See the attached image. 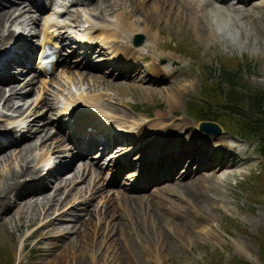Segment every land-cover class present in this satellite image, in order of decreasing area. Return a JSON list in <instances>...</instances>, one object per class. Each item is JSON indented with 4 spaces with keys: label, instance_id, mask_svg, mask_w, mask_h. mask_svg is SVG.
Wrapping results in <instances>:
<instances>
[{
    "label": "rangeland",
    "instance_id": "obj_1",
    "mask_svg": "<svg viewBox=\"0 0 264 264\" xmlns=\"http://www.w3.org/2000/svg\"><path fill=\"white\" fill-rule=\"evenodd\" d=\"M55 1L57 0H51L52 3ZM152 2L153 0H141V6L137 3L136 7L138 10H141V7L147 9V6L151 8ZM194 2L196 3L194 4ZM194 2L191 12L186 13L185 16L184 13H178L177 4H173L174 8H172L173 5L166 4L165 7H160L164 10L148 11L147 13L141 11L142 13L138 14L133 12V9L127 6L124 0H64L63 3L67 6L62 7L59 16L60 21L70 23L67 27L72 23L81 24L82 26L85 23L92 22L93 27L100 25L101 28L119 32L120 29H117L116 23L110 22L112 21L110 19L120 14L126 16L132 24L131 29H133L132 33L129 32L127 38L123 35L112 43L108 42L110 43L108 45L99 42L98 38H93L92 44L96 46V43H101L105 52L111 50L112 47L119 49L123 45L124 50H127L126 48L130 49L129 46L132 45L130 43L132 34L134 32L140 33L142 38L139 45H137L139 58L138 54H136V57L139 60L142 72L134 74L136 79L127 80L130 83L133 82L131 83L132 87L118 90L108 86L93 85V79L96 77L90 76L95 75V73L100 75V72L90 70L88 76L83 75L85 70L81 69L80 66L69 67V71L65 72L59 65L48 77H35L31 91L24 94L23 100H17V103H27L30 106L26 110L24 109V115L45 95L52 99L50 100L51 103L53 102L52 104L57 105L56 109H59L65 101L75 102L79 100L86 103V95H100L99 100L118 109L117 113H120V115H116L121 120L123 128L132 124L129 121L137 117L139 119V116L143 119H150V122L154 121L157 125V120L167 125L168 123L174 125L177 127V133L172 132L169 138L174 135L177 149H187L180 151L179 154H175L171 149L161 153L163 156L175 161L186 157L191 158L192 154H199L198 161L192 158L191 160L201 164L203 171L206 172L205 177L214 175L212 181H207V185H205L208 194L210 193L209 196L203 198L206 210L196 206L200 205L198 202L195 203V206L194 203L189 204L186 200V192L181 188L164 193L161 191L155 193V199L159 200V204H161L158 205L161 207V211L167 212L163 214L164 222L152 223L148 221L147 212L150 211L152 206L150 202L149 204L140 203V206H138L140 210L135 207L136 209L133 208L126 215L117 199L116 189L114 188L116 186L107 184L106 178L97 179L93 173H87L85 181L84 179L81 180L82 177H76L68 184L60 186L61 188H58V190L54 191L52 185L49 192V194L51 192L55 193V200H60L66 195L67 204L63 208L69 207L70 209L65 217H61L62 221L55 222L56 224L54 223L53 226L60 223L68 224L79 215L87 217L84 214L87 208L93 211L87 229H83L85 232L83 230L79 232L78 237H76V233L71 231L63 232L59 236L56 231L50 228V225H41L40 229L36 231L34 229L39 226L41 220L34 218V215L32 216V209L25 206V209L23 208L22 211L17 212L18 210H14L13 201H11L8 208L0 212V223L2 215V219L5 220L4 224L0 225V264H59V262L61 264H77L78 262V264H229L234 259L248 264H264V178L262 177L264 167L263 173L261 172V179L254 183L252 179L257 176L261 161V157L256 151L255 141L242 139L231 126L226 125V121L219 119L218 123L223 125L222 130L218 135H212V139L217 142L220 139H227L228 142L232 143L233 153L227 157L228 162L226 164L213 163L212 159L217 158L220 154L222 156V153L228 148L223 147V151L218 152L215 148H208L204 145L197 134V129H195V121L198 119L188 116L185 110L188 100L196 102L202 100L203 102V99L210 98L209 93L211 90H202L206 83L214 80L211 75L216 71H212L210 67L218 69L221 66L227 68L242 66L241 75L247 83L251 86L264 88V0H251L247 5H240L241 10H226L221 7L222 10L228 11L231 21L234 22L233 26L238 30L236 34L232 32L231 26L228 27L227 20L224 21L226 18L221 15L220 10L213 7L212 3H203L199 0H194ZM216 5H220V2H217ZM110 7L111 9L108 11ZM166 9L169 12L168 17H164ZM241 15L242 17H240ZM42 17L44 16L42 15ZM196 17V20L201 21L200 25L205 28L204 33H197L195 23L191 20ZM165 18H168V21ZM140 19H144L142 21L146 27L143 26L144 24L140 22ZM205 21L206 23H204ZM78 25L72 26L71 35L77 33L78 29L75 27ZM37 26L38 23L33 27L36 28ZM142 26L145 28L144 31ZM225 28L227 29L224 30ZM234 34L237 35V38L234 37ZM74 56L75 53H72L71 57ZM245 64H247V67ZM153 66H156L154 73L151 71ZM101 75L106 76L104 73ZM139 77L142 79L138 80ZM127 81L113 80L114 83H122L123 85ZM136 85L140 89L135 88ZM27 87L22 88V91L28 90L29 87L26 89ZM54 92L56 102L52 98ZM78 94L84 97L77 98ZM218 102L217 99H214L209 102V106H214ZM45 109V105L39 103V106L35 107L31 113L29 112L26 118H32L40 113H42L43 119L51 118V114ZM109 112L114 114L111 111ZM23 115L10 116L7 113V116L0 117V124H7L12 122L14 118H21ZM162 115L168 117L170 121L168 119L162 121V117L159 119L158 116ZM232 117L233 114L229 115V119ZM103 119L109 118L104 117ZM39 123V120L34 121L29 130H16V134L23 133L26 137L28 136L20 148L30 143L31 146L28 151H30V155H35V158L40 157L39 155L43 154L45 150L42 149L44 147L40 146V144H43L42 142L55 140L54 135H50V138L47 136L53 132L50 123L47 124V122L44 136H47V138L45 141L42 138L43 141L38 142L36 139L37 134H42L43 131L38 130L34 132L35 134H32V131ZM183 138L187 140V143L183 147H179V143H182ZM33 141L35 144L32 143ZM15 150L16 147H10L6 151L7 153H13L8 167L17 168L19 165L17 150ZM48 152H50V149H48ZM64 156L65 154L58 157V160L60 158L62 160ZM51 160H53L52 155ZM5 171L6 167L0 164V186ZM94 171L96 170L93 169ZM65 172H70L67 176H73L75 171L69 168ZM55 179L58 178L55 177L52 181H55ZM44 180L45 183H48V180ZM55 182L54 184L58 185V181ZM208 182L210 183L208 184ZM42 194L44 192L35 193V196L37 195L36 197L39 200ZM8 195L11 196L12 192ZM25 196L22 200L18 198L16 200L23 204ZM7 197L5 195V199ZM142 200L151 201V198L146 197ZM162 200H165L166 203ZM76 201L80 203L78 202V204H75L76 206L70 207V202L73 204ZM81 201H85V203ZM84 204L86 207L82 209L81 207ZM202 214L205 216H202ZM172 215L176 216L174 220L178 221L176 222L175 231L171 227L173 224L165 223L168 218H173ZM124 222L129 226L127 227L129 230L127 236L119 234L120 227L126 228ZM75 226H78V222ZM159 228H161L160 232ZM79 229H82V227L80 226ZM31 233L32 235L29 236ZM27 236L29 237L27 238ZM157 236L162 237V240L158 239ZM74 237L75 240L79 238L80 242L75 243L73 239L74 249L71 251L66 250L65 246L68 245V240ZM124 238L126 241H124ZM162 242L163 244H161ZM35 244L40 245L39 248L36 249ZM50 244L53 249L44 256L42 248ZM133 249H135L136 255L131 251ZM76 254L79 255L76 256Z\"/></svg>",
    "mask_w": 264,
    "mask_h": 264
},
{
    "label": "bare ground",
    "instance_id": "obj_2",
    "mask_svg": "<svg viewBox=\"0 0 264 264\" xmlns=\"http://www.w3.org/2000/svg\"><path fill=\"white\" fill-rule=\"evenodd\" d=\"M112 1V0H111ZM122 1V0H121ZM126 3L127 6H129L130 8H132L133 12H137L138 14L142 13L141 11H143V13H147L148 11H151V12H156V11H159L161 9L164 10V8H160V7H165L166 4H170V5H173V4H177V10H178V13H184L185 16H186V13H189L191 12V8L193 6V2L194 0H153L152 2V5H151V8L149 6H147V9H145L144 7H141L140 9L141 10H138V8L136 7L137 3H139V5L141 6L140 4V1L141 0H124ZM204 1V0H203ZM214 1V0H213ZM240 2H244L245 0H235L234 2L236 3H239ZM17 2L19 4L16 5H11L9 6L8 8H1L0 9V44H2L3 42H7L8 41V38L11 36L12 32L14 31L15 28H20L22 29V33H20L21 35V39L20 41L22 40L21 44L17 45L14 50L6 55V57L4 58L5 59V62L4 63H1L3 65V71L4 72H9L10 76L6 74L5 78H2L0 79V116H7V113L11 116V115H14L12 112H17L16 114H22L27 108L29 105H27V103H23V104H20V103H17V100H23V95L24 94H27V92H30L31 89L33 88V86H30V82L27 80V81H23V83L21 81H19V79H16V80H12L15 76L11 77L12 73H13V70L18 67V66H15V64H19V63H22L25 61V59L23 57H19L23 54V50H25V46H22L25 42H26V36L27 34L26 33H23V28L27 27L28 29L32 28V26L34 25L35 21H36V16L34 14H32V12H30V8L29 7H26L24 4H21L23 3L22 0H17ZM119 2V1H118ZM0 3H1V0H0ZM107 3V1H106ZM215 3V2H214ZM195 4V2H194ZM63 5V4H62ZM226 7L225 9L228 10V8H237L234 6L233 4V0H232V3H228V4H225ZM64 6V5H63ZM109 6V5H108ZM125 6V5H124ZM116 7V6H115ZM120 7V6H119ZM213 7L217 8L218 10H220L219 12L221 13V15L226 18L224 19V21L227 20V24H228V27L231 26V29H232V32H235V34L237 33L238 30H236V27L233 26V23L231 21V17L228 15V11L226 10H222L221 6H217V5H213ZM174 8V5L173 7ZM111 9V7L108 9V11ZM168 9H166L165 11V16L164 17H168ZM218 10H217V13H218ZM31 11H33L31 9ZM174 11V10H173ZM232 11V10H231ZM68 12V11H67ZM161 12V11H160ZM129 13V12H128ZM177 13V14H178ZM130 14V13H129ZM178 14V15H179ZM235 15V14H234ZM74 16V15H73ZM133 16V15H132ZM142 16V15H141ZM155 16V15H154ZM157 16V15H156ZM190 16V15H189ZM137 17V16H136ZM145 17V16H144ZM198 17V16H197ZM197 17L195 19H191L194 23H195V29L197 31V33H204L205 32V28L202 27L200 25L201 21H198L196 20ZM202 17V16H201ZM236 17V16H235ZM234 17V18H235ZM242 17V15L240 16ZM135 18V17H134ZM141 18V17H140ZM150 18V17H149ZM194 18V17H193ZM206 18V17H205ZM244 18V17H243ZM161 19V18H160ZM168 19V18H167ZM166 18L165 20L168 21ZM186 19L188 20V18L186 17ZM144 19H140V22L143 23ZM244 20V19H243ZM183 21V20H182ZM57 20H53V19H50V23L47 25V26H54L57 24ZM114 24L116 25L117 29H120L119 32L117 30H113V31H110V30H107L105 28H101L100 25H97L95 27L92 26V32L89 36V34H86V37L88 38V40H92L90 39L91 37H95V38H98L99 42H113V41H116L117 39H120L119 37H122L123 35L128 37L129 35V32L133 31V29H131L132 27V24L130 21L127 20V17L126 16H123V15H116L114 20H113ZM221 22L223 23L222 19H221ZM239 22V21H237ZM31 24L30 26L28 24ZM206 23V21L204 22ZM144 24V23H143ZM203 24V23H202ZM210 24V23H208ZM218 24V23H217ZM11 25V28H9V26ZM72 25H78V24H73ZM244 25V24H243ZM46 26V27H47ZM143 26L146 27V25L144 24ZM142 26V27H143ZM224 26V25H223ZM222 26V27H223ZM90 27V26H89ZM148 27H151V26H148ZM207 27V26H206ZM209 27V26H208ZM248 27V26H247ZM46 28H41V31H45ZM53 30L55 29L54 27L52 28ZM83 29V28H82ZM150 29V28H149ZM148 29V30H149ZM227 28H225L224 30H226ZM143 31L145 30V28L143 27L142 29ZM159 30H160V27H159ZM250 30V29H249ZM241 31V30H240ZM58 32V36H61V33L59 31ZM150 32V31H149ZM161 32V31H160ZM211 32V31H210ZM154 33V32H153ZM227 33V32H226ZM85 32H81L80 31V37L82 38V35H84ZM151 34V32H150ZM229 34V33H228ZM234 34V35H235ZM152 35V34H151ZM150 36V35H149ZM237 35H235L234 37H236ZM249 36V35H248ZM84 37V36H83ZM232 37V36H231ZM233 37V38H234ZM239 37V36H238ZM237 38V37H236ZM86 39V38H85ZM149 40H151V38H149ZM121 41V40H120ZM5 44V43H3ZM96 45V44H95ZM92 47V45H91ZM90 47V48H91ZM130 47V46H129ZM105 48V47H104ZM120 48V47H119ZM130 49L134 52H137V47H130ZM101 50V48L99 47H94V52H99ZM129 53V52H128ZM81 54H83V56H81ZM111 58H114V63H113V66L109 67V69H115L114 73H115V76L109 78L108 76L106 77L105 75H98L95 73V75H92L90 77H96L93 79V85L95 86H98V85H102V86H108V87H112L114 89H118V90H124V89H129L130 86H131V83H133L131 81H127L126 84H122V83H114L113 80H115V77L116 76H121L123 79H127L126 78V75L130 76L131 73L133 75H131L129 78L131 79H134V74H136L137 72H142V69L140 70V67L139 64L135 63H131L129 61H127L126 63H121L119 62L118 59H116L117 57H121L125 58V53L122 52V54H118L117 52H111L110 54ZM85 57V58H84ZM87 58V54L85 52H80L79 54V57L77 58V61L78 63L82 62V60L84 59V61L82 62L83 64H86L87 66H92L91 63H89L87 60H89ZM76 59V58H75ZM120 59V58H119ZM81 63V64H82ZM132 67V68H131ZM69 65L67 64V62H65L62 66V70L64 69V71H69ZM74 68V67H73ZM108 69V70H109ZM133 69V70H132ZM145 69V68H144ZM2 71V74H4ZM151 71L154 73L155 70L152 68ZM81 72V71H80ZM91 72V71H90ZM89 70H85V73H83V75H88L89 73ZM76 73V72H75ZM72 74V73H71ZM70 74V75H71ZM64 75V74H63ZM82 75V76H83ZM91 75V74H90ZM78 76V75H77ZM89 76V75H88ZM87 76V77H88ZM66 77V76H65ZM70 77V76H69ZM145 77V76H144ZM149 77V76H148ZM74 78V77H73ZM79 78V77H78ZM99 78V79H98ZM142 78H143V75H142ZM141 77L138 78L139 79H142ZM146 78V77H145ZM97 79V80H96ZM136 79V78H135ZM5 80V81H4ZM12 80V81H11ZM90 81V79H89ZM118 81H122V80H118ZM81 82V81H80ZM91 82V81H90ZM136 82V81H135ZM23 85H22V84ZM29 84V89L28 87L26 89L28 90H24V91H20V87H25V85ZM34 84V83H33ZM32 84V85H33ZM140 85V84H139ZM92 87V86H91ZM132 87V86H131ZM135 88H138L140 89L137 85L134 86ZM93 88V87H92ZM49 90V89H48ZM46 91V90H45ZM47 92V91H46ZM52 92V90H51ZM55 92L54 94L52 93V98L54 99V101L56 102V97H55ZM51 97V96H50ZM84 97L83 95H80L78 94L77 95V98H82ZM99 97H101L100 95L98 96H92L91 94L90 95H86V102L89 104V107H92V108H97V109H100L106 116H111L109 115V111H111L112 113H114V116L113 118L115 120H120L119 117H117L116 114H119L120 113H117L118 109H116L113 105L111 104H108L106 102H102V100H99ZM101 99V98H100ZM52 100L51 98L47 97V95L43 96L41 98V101L43 103H45V105L48 107L49 110H53L55 107H54V104L51 103ZM99 100V101H98ZM67 101H65L66 103ZM73 102V101H72ZM80 103V102H79ZM30 107V106H29ZM72 107H74L72 105ZM25 109V110H24ZM108 110V111H107ZM108 114H107V113ZM29 114V113H28ZM23 117V116H22ZM126 117V116H125ZM123 118V117H122ZM158 118V117H157ZM156 118V119H157ZM161 119V118H160ZM140 118L138 119V122H139ZM14 121H18V122H21V121H24L26 122V124L24 126H27L29 124V121H27V119H23V118H16L14 119ZM44 122V121H43ZM90 122V121H89ZM121 122V121H120ZM128 122V121H126ZM137 122V123H138ZM122 123V122H121ZM136 123V124H137ZM151 123H153L154 125L158 126L160 125L162 128L161 129H164L166 130V128H169V124H164L162 123L160 120H157V123L158 125L152 121ZM183 124V123H182ZM33 125V124H32ZM75 125V124H73ZM184 127V126H183ZM37 129H40L42 132V134H37L38 138L36 137V139L38 140V142L40 143L42 140V138H44V141L46 140L47 136H45V125L44 123H42L40 126L37 127ZM60 129V128H59ZM152 131L154 132H148L146 130H142V132L138 133L139 136H141V138H143L142 141H144L146 139V141H150V142H154L156 140V129H153V128H150ZM2 130H0V138H2V136H4V134L1 132ZM66 131L68 134H72L69 135L70 137H72L74 139V143L76 145H78V147L80 148V150L84 153L86 150H89L87 148H90L91 146H94L96 144V142L99 140L100 138V141L102 142L104 139H111L113 137L112 134H110L109 132H103L102 129H100V136L98 137L99 133L98 132H88L86 133L85 131L81 132L79 131L78 129L76 128H66ZM55 134V137H58V139H60L61 137L58 136V131L55 130V132H53ZM136 133V132H135ZM35 134V133H34ZM50 135V134H49ZM138 135H134L133 138L136 140L137 139V136ZM31 136V135H30ZM36 136V135H35ZM122 137V136H120ZM225 137V136H224ZM48 138H50L48 136ZM124 139H127L126 137H123ZM212 138V137H211ZM22 139V138H21ZM20 139V140H21ZM72 139V140H73ZM184 139V138H183ZM216 139V138H215ZM34 140V139H33ZM50 140V139H49ZM57 139L51 141V142H42L43 144H40L41 147H44L42 149H45L43 154L41 153L39 156L40 157H36L35 158V155H30V151H28V148L31 146V144H24L26 145L25 147L23 146L22 148H17V156L19 158V165L17 168H14V167H8L10 164H9V160L11 159L10 157L12 156V154H6V152L4 153H1L0 154V164H2L3 166L6 167V171H5V175L3 176V182H2V185L0 186V212L4 211L5 209L8 208V206L10 205V202H12V206H14V210L19 212V211H22V209L25 207V206H28L29 208L32 209V216L34 215V218H38L37 220H41L40 224L38 227H36L34 230H39L40 229V226L41 225H50V228H52V230L56 231L58 233L59 236H61V233H66V232H74L76 233V237H78L80 234L79 232H82V230L84 229H87V226L89 224V221H90V217H92L93 215H91L93 213L92 210H89V208H87L85 211L84 214L87 215V217H84V216H77L75 217L74 219H72V223H68V224H59L57 226H53V224L55 222H60L62 221L61 220V217H65V215L68 214V212L70 211L69 207L67 208H63L67 203L65 199L66 198V195H64L60 200H55V193L51 192L49 195H47L46 193L42 194L40 199L38 200L37 199V195L35 196V193L34 192H37V189L40 188V185H37V182H32V183H25V185H27L24 189H23V185L21 187V185L23 184V182L25 180H34L36 177H39L38 176V171L40 170V167L45 164L47 162V160L51 157V155H53V157L57 158L58 159V154H59V145H57ZM119 141V140H118ZM138 141V139H137ZM141 141V140H140ZM8 142H11L10 139L8 138H3V139H0V148L4 145V144H7ZM30 142V141H28ZM27 142V143H28ZM36 142V141H35ZM33 144L34 141L32 142ZM47 143V144H46ZM118 143V142H116ZM17 144V143H15ZM208 144H209V147L210 148H213L214 146H220L217 151L218 152H221L223 151V147H227L228 149H226V151L224 153H222L223 155L221 156V154L217 157V158H213L212 160L214 161L213 163H222V164H226L228 162L227 160V157L232 155L233 153V149H231L233 146L231 142H228L227 139H220L218 142L217 141H208ZM23 145V144H22ZM34 146V145H33ZM15 148V147H14ZM48 149H50V152H48ZM148 149V148H147ZM184 149V148H183ZM64 150H66V148H64ZM76 152H79V149L77 148L76 149ZM75 152V153H76ZM67 153V152H66ZM61 155V154H59ZM185 155V154H184ZM216 155V154H215ZM218 155V154H217ZM50 156V157H49ZM75 155L71 154L68 156L67 160L62 163L61 162V158H60V161H58L57 163H54L52 166H48V170H47V173L48 172H51V171H55V172H59L58 170L60 169H63V168H66L69 166V164L71 163V161L73 160ZM183 156V155H182ZM235 156V155H234ZM113 157V156H112ZM197 157H199V154H197ZM216 157V156H215ZM187 158V157H186ZM208 158V157H207ZM197 159V158H196ZM232 159V158H231ZM56 160V159H55ZM54 160V161H55ZM167 163H170V160H166ZM166 161H162L161 164H165ZM233 161V160H232ZM237 161V160H236ZM181 163V162H180ZM204 163V162H203ZM208 164V163H207ZM239 164V163H238ZM216 165V164H214ZM164 167V166H162ZM173 167L178 170L177 171V176H175V178L173 179L172 183L170 184H166L164 185L163 187H161V189L159 191H161L162 193L164 192H168V191H174V189H181L183 188V191L186 192V200L188 201L189 204H193L194 203V206H195V203L198 202V204L200 205H196L198 206L200 209L204 208L206 210V206L204 204V201H203V198L209 196L208 194V190H207V187L205 185H207V181L213 179L214 175H209V177H204L202 175H198V176H191V177H188L187 180H183V175L181 173V171L179 170L180 169V164L178 161H174L173 163ZM229 167V166H228ZM88 169L89 167L87 166H81L80 168V171H79V174L77 176H80V177H83L84 181L85 179V176L87 175L88 173ZM185 169V168H184ZM215 170V169H214ZM208 172V171H207ZM75 174V173H74ZM73 174V175H74ZM94 176L98 178H101L102 177V174L101 172H94L93 173ZM59 175V174H57ZM63 175V174H61ZM127 175L129 177L133 176L134 173L132 171H128L127 172ZM217 176V175H216ZM72 177H70V180H72ZM217 178V177H216ZM82 179V180H83ZM97 181V180H96ZM87 182V181H86ZM92 182V181H91ZM210 182H208L209 184ZM68 184V183H67ZM53 184H51L52 186ZM91 185V184H90ZM21 188H20V187ZM54 186V185H53ZM67 186V185H65ZM93 186V185H92ZM215 186V185H213ZM62 187V186H61ZM60 186L59 187H55L53 190H58V188H61ZM91 187V186H90ZM210 187V186H209ZM216 187V186H215ZM76 188V187H75ZM209 189V188H208ZM36 190V191H35ZM44 190V189H43ZM71 190V189H70ZM82 190V189H81ZM87 190V189H86ZM95 190V189H94ZM214 190V189H213ZM216 190V189H215ZM28 191H31L28 193ZM79 191V189H78ZM158 191V192H159ZM212 191V190H211ZM217 191V190H216ZM12 192V195H8V193L10 194ZM70 192V191H69ZM75 192V191H74ZM84 192V191H83ZM91 192V191H90ZM215 192V191H214ZM79 193V192H78ZM117 193V199L118 201L120 202L121 204V207H122V210L125 212L124 214L127 215V212L128 211H132L133 208L137 207L138 210L140 206V203H147L152 205L151 208H150V211L147 212V219L148 221H151L152 223H161L162 221L164 222L163 218H164V213H167V212H163L161 211V207H159L158 205H161L159 204V200H156V196H155V193L157 192H152V193H146L145 195L143 194H140V195H134V193H130L127 189L124 188V190H117L116 191ZM170 193V192H169ZM27 194V195H26ZM69 194V193H68ZM67 194V195H68ZM84 194V193H83ZM5 195L7 197L8 195V199L6 198L5 199ZM16 195V196H15ZM26 195V196H25ZM47 195V196H46ZM159 195V194H157ZM162 195V194H161ZM166 195V194H165ZM25 196V199L23 200V204H20L19 201L16 200V198L22 200V198ZM60 196V195H59ZM170 196V195H169ZM184 196V197H185ZM146 197H149V199L151 198V201H145V200H142L143 198H146ZM159 197V196H158ZM163 197V196H162ZM30 198H32L30 200ZM59 198V197H58ZM78 198V197H77ZM87 199V198H86ZM210 199V198H209ZM91 201V200H90ZM165 202V200H162ZM206 201V200H205ZM209 201V200H208ZM212 201V200H211ZM16 202V204H14ZM72 202V201H71ZM70 202V207L74 206V203L72 204ZM83 203V202H82ZM166 203V202H165ZM213 203V202H212ZM78 204V203H77ZM83 205V204H82ZM85 205V204H84ZM209 205V204H208ZM76 206V205H75ZM102 206V205H101ZM120 206V205H119ZM147 207V206H146ZM104 208V207H103ZM102 208V209H103ZM196 208V207H195ZM209 208V207H208ZM25 209V208H24ZM73 209V208H71ZM116 209V208H115ZM131 209V210H130ZM136 209V208H135ZM121 210V209H120ZM84 211V210H83ZM198 211V210H197ZM202 212V210H200ZM204 211V210H203ZM117 212V211H116ZM73 213V212H72ZM129 213V212H128ZM199 213V212H198ZM1 214V213H0ZM116 214V213H115ZM204 214V213H203ZM202 216H205L203 215ZM208 214V213H207ZM72 216V215H71ZM181 216V215H179ZM172 219L168 218V220L165 222L167 224H173L171 227L174 228V231H175V227L177 226V223L178 221H175L174 219L176 218V216H173L172 215ZM3 218V215L1 216V223L0 225H3L4 224V219ZM203 218V217H202ZM36 220V221H37ZM70 221V220H69ZM68 221V222H69ZM184 221V220H183ZM207 221V220H206ZM78 222V226L76 227L75 225L77 224ZM201 223H202V220H201ZM56 224V223H55ZM124 224L126 225V228L124 227H120L119 228V234L120 235H128L127 232L129 231L127 229V224L124 222ZM123 224V225H124ZM180 224V223H179ZM82 227V229H79V227ZM48 227V226H47ZM49 228V227H48ZM73 230V231H72ZM83 230V231H84ZM159 232L161 231V228L158 229ZM34 232V231H33ZM32 232V233H33ZM85 232V231H84ZM32 233L29 235L31 236ZM38 233V232H37ZM129 233V232H128ZM45 235V234H44ZM75 235V234H74ZM27 236V238L29 237ZM45 237V236H44ZM158 237V236H157ZM65 238V237H64ZM70 238V237H69ZM160 238V240H162V237H158V239ZM73 239L75 240V237L72 238V239H69L68 240V245L64 246L66 250H69L71 251L73 248ZM54 240V239H53ZM51 240V241H53ZM30 241V240H29ZM60 241V240H59ZM124 241H126V239L124 238ZM128 241V240H127ZM25 242V241H24ZM23 242V243H24ZM77 242H80V239L79 238H76L75 240V243ZM130 242V241H129ZM39 243V242H38ZM56 243V242H55ZM128 243V242H127ZM54 244V243H53ZM163 244V242L161 243ZM168 244V243H167ZM131 245V244H130ZM27 246V245H26ZM40 245H37L35 244L34 247L37 249L39 248ZM51 246V247H50ZM56 246V245H55ZM58 246V245H57ZM168 246V245H167ZM132 247V246H131ZM44 248V247H43ZM42 248V251H43V255L45 256L50 250L53 249L52 245H47L44 249ZM58 249V248H57ZM55 250V249H54ZM64 250V249H63ZM135 249L131 250L134 252V255H136ZM62 251V250H61ZM75 251V250H74ZM79 251V250H78ZM130 251V250H129ZM38 252V251H37ZM65 252V251H64ZM77 252V251H76ZM53 253V252H52ZM59 253V252H58ZM62 253V252H61ZM67 253V252H66ZM71 253V252H70ZM57 254V253H56ZM74 254V253H73ZM65 255V254H64ZM72 255V254H71ZM79 255V254H78ZM76 254V256H78ZM126 255V254H125ZM58 256V255H56ZM60 256V254H59ZM63 256V255H62ZM66 256V255H65ZM127 256V255H126ZM47 257V256H46ZM50 258V257H49ZM66 258V257H65ZM85 259V258H84ZM136 259V258H135ZM46 260V258H45ZM60 260V259H59ZM67 260V259H66ZM130 260V259H129ZM139 260V259H138ZM78 261H79V258H78ZM81 262V261H80ZM79 263V262H78ZM77 263V264H78ZM87 263V262H86ZM59 264H61L59 262Z\"/></svg>",
    "mask_w": 264,
    "mask_h": 264
},
{
    "label": "trees",
    "instance_id": "obj_3",
    "mask_svg": "<svg viewBox=\"0 0 264 264\" xmlns=\"http://www.w3.org/2000/svg\"><path fill=\"white\" fill-rule=\"evenodd\" d=\"M210 69L216 71L212 74L214 80L206 83L202 88L203 91L211 90L210 98L205 99L204 103L188 101L187 112L196 118L226 121V125L231 126L239 135L256 141V150L261 161L260 170L252 179L255 183L261 179L264 167V88L249 85L241 75L240 66L237 68L221 66L218 69L210 67ZM214 99L219 102L209 106V102ZM231 114L233 117L229 119ZM262 177L264 178V174ZM229 264L248 263L234 259Z\"/></svg>",
    "mask_w": 264,
    "mask_h": 264
},
{
    "label": "water",
    "instance_id": "obj_4",
    "mask_svg": "<svg viewBox=\"0 0 264 264\" xmlns=\"http://www.w3.org/2000/svg\"><path fill=\"white\" fill-rule=\"evenodd\" d=\"M139 39H140L139 35H136L134 37L133 43H135V44L139 43L140 42ZM209 124H211V126H213V129H215L216 131L218 130L217 124H214V123L211 122V123H207L206 125L209 126Z\"/></svg>",
    "mask_w": 264,
    "mask_h": 264
}]
</instances>
